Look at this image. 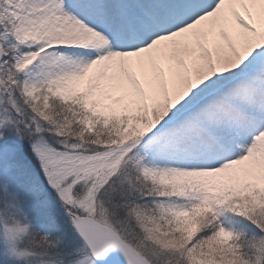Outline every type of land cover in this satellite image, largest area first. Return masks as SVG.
Masks as SVG:
<instances>
[{"label":"rangeland","instance_id":"1","mask_svg":"<svg viewBox=\"0 0 264 264\" xmlns=\"http://www.w3.org/2000/svg\"><path fill=\"white\" fill-rule=\"evenodd\" d=\"M6 2L0 0V264H98L66 212L112 227L151 264H264V175L236 181L229 178L236 169L226 166L199 182L198 169L157 167L150 133L174 121L173 107L164 99L127 111L92 104L96 89L85 87L84 71L96 58L77 73L71 96L49 81L25 86L16 58L25 65L36 54L18 42ZM229 23L208 38L231 32ZM260 146L254 142L241 156L257 172ZM92 147L104 150L88 153Z\"/></svg>","mask_w":264,"mask_h":264},{"label":"bare ground","instance_id":"2","mask_svg":"<svg viewBox=\"0 0 264 264\" xmlns=\"http://www.w3.org/2000/svg\"><path fill=\"white\" fill-rule=\"evenodd\" d=\"M153 1L157 0H8L4 16L17 25L18 42L36 53L25 65L16 58L25 86L49 81L60 94L71 96L77 92V73L87 59L96 58L84 71L85 87L96 89L90 102L127 111L168 100L176 118L149 139L156 145L151 160L157 167L189 160L178 170L198 169L203 179L215 165L203 164L202 159L214 150L225 151L222 147L234 144L242 156L252 149L250 142L243 147L246 139L237 128L245 129L246 116L256 118L262 106L264 0H200L198 15L192 5L186 24L160 32L147 25L145 11ZM179 3L172 0L171 5ZM171 10H160L164 19L150 13L152 21L168 25L174 19ZM226 21L231 32L210 40L214 27ZM103 23H111L124 42L97 43L95 31ZM247 78H254L256 85ZM259 140L264 153V137ZM241 156L234 157L235 163L221 164L236 169L229 178L259 182L264 166L257 172Z\"/></svg>","mask_w":264,"mask_h":264},{"label":"water","instance_id":"3","mask_svg":"<svg viewBox=\"0 0 264 264\" xmlns=\"http://www.w3.org/2000/svg\"><path fill=\"white\" fill-rule=\"evenodd\" d=\"M2 51L0 49V63ZM74 226L99 264H150L119 235L93 218L70 213Z\"/></svg>","mask_w":264,"mask_h":264},{"label":"trees","instance_id":"4","mask_svg":"<svg viewBox=\"0 0 264 264\" xmlns=\"http://www.w3.org/2000/svg\"><path fill=\"white\" fill-rule=\"evenodd\" d=\"M94 147H92V148H89V150L87 151L88 153H91V152H94V151H103L104 150V148H100V149H93ZM107 149V148H106ZM109 149V148H108ZM27 156L29 157V158H31L32 159V157H31V153L30 152H27ZM138 176H140V175H138ZM139 178V177H138ZM141 180H139V182H140V185H141V183L143 184V179L142 178H140ZM157 195V194H156ZM250 215H252V214H250Z\"/></svg>","mask_w":264,"mask_h":264}]
</instances>
